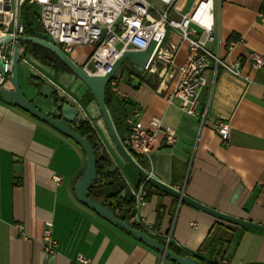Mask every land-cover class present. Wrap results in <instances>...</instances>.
<instances>
[{
  "label": "crops",
  "instance_id": "0c3cea01",
  "mask_svg": "<svg viewBox=\"0 0 264 264\" xmlns=\"http://www.w3.org/2000/svg\"><path fill=\"white\" fill-rule=\"evenodd\" d=\"M214 23V40L208 42V48L230 63L239 62L242 75L252 81L222 66L215 73L211 71L210 85L200 96V107L207 106L204 122L185 112L178 98L168 100L174 79L160 92L159 78L140 73H129L119 82L127 96L113 93L109 111L115 122V118L126 119L137 106L139 120L146 127L151 128V120L159 118L176 129L174 144H166L160 133L149 156L143 159L133 155L154 176L221 211L264 222V71L250 61L253 52L264 55V0H214ZM169 33L170 41L179 46L175 61L180 65L188 43L178 32ZM231 42H235L232 49ZM24 62L27 59L21 66ZM21 66L24 91L26 86L33 89V95L25 91L26 95L36 103L37 98L46 101L48 112L53 110V102L37 93L32 75L52 82L80 106L81 118L93 122L123 173L129 193L134 194L141 177L118 151L84 82L68 71L55 79L52 66L45 65L46 72L41 73L33 68L23 72ZM134 77L140 80L136 87L132 85ZM61 86L69 91L63 92ZM217 119L230 123L227 143L214 128ZM116 128L121 139H126L130 130L127 121ZM85 165L86 155L72 139L0 99V264H72L79 254L89 259L86 264H176L78 200L75 185ZM144 198L136 212L153 223L150 233L206 260L264 264V231L222 220L152 184ZM159 203L164 208L156 224ZM47 220L53 223L56 240V251L48 262L43 241ZM16 223L23 224L26 236ZM227 231L233 233L232 239L216 243Z\"/></svg>",
  "mask_w": 264,
  "mask_h": 264
},
{
  "label": "built area",
  "instance_id": "2783aa9c",
  "mask_svg": "<svg viewBox=\"0 0 264 264\" xmlns=\"http://www.w3.org/2000/svg\"><path fill=\"white\" fill-rule=\"evenodd\" d=\"M164 10L150 0H0V62H4L5 74L0 72V84L6 83L11 75L15 39L6 42L3 36L23 35L24 23L22 10L30 5L39 14L42 31L45 36L70 54L77 46H90V51L82 65L90 74L104 75L111 71L114 63L126 49H145L152 39L156 40L154 53L140 73L158 75V90L168 88V82L174 79V85L167 95L170 102L178 98L181 108L188 114L198 116L204 122L207 106L200 107L203 89L210 85V73L219 66L232 73L243 76L240 63H230L218 53L208 48L214 40V0H199L192 12L182 13L179 17L170 16L179 0H160ZM170 30L180 34L188 43V52L184 62L176 64L178 44L170 41ZM235 42H231L232 49ZM20 54H24V43H20ZM27 55V54H26ZM22 61V58H21ZM250 61L255 68L264 65V55L253 52ZM247 81L249 76H243ZM109 90L121 98L127 96L114 76L108 83ZM140 109L136 106L126 117L130 130L125 139L126 147L145 159L157 146L159 134H163L166 144L177 141L176 129L164 125L159 118L151 120L152 127H146L140 120ZM214 128L224 142L229 141L230 123L224 119L214 121ZM57 181L60 176H55ZM146 191L143 185L135 191L136 209L145 203ZM130 221L141 224L153 231V223L136 212ZM26 236L23 224L15 225ZM43 241L46 260L55 253L56 240L53 236V223L45 222ZM88 258L79 254L72 264H86Z\"/></svg>",
  "mask_w": 264,
  "mask_h": 264
},
{
  "label": "water",
  "instance_id": "95a60500",
  "mask_svg": "<svg viewBox=\"0 0 264 264\" xmlns=\"http://www.w3.org/2000/svg\"><path fill=\"white\" fill-rule=\"evenodd\" d=\"M3 39L6 42H11L15 39V44L12 70L11 75L9 76L12 86H6L5 83L0 84L1 99L11 105H14L24 110L25 112L31 114L39 120L47 123L62 134L72 139L81 147V149L86 155V165L84 170L78 177L75 185V195L80 202L89 206L102 217L112 222L116 226L120 227L125 232L145 242L146 244L160 252L163 257L172 260L176 264H203L198 258L194 256H181L177 254L168 246V242L163 243L157 237L150 234L146 230L136 228L132 224V221H130V219L128 220L121 217L118 214L120 212V209L116 208V206L105 204L102 199L93 198L89 195L91 187L103 186L104 184L111 182L112 179H108L106 181H98L97 156L95 153V149L92 146L88 135H81L76 129V126L79 125L80 122L84 121L81 118V108L76 102H74V100H72L68 96L61 94L58 88L52 82L46 80H44V83L40 87H38L37 93L44 99L53 102V110L51 112L44 111L41 107L38 106L34 99H31L26 95L23 86L20 82L19 74L21 66V54L19 50L20 43L30 41L46 46L47 48L55 52L70 67L72 72L84 82V84L93 93L100 107L101 113L105 120L110 136L113 142L115 143V146L117 147L118 151L123 156V158L138 172L141 179L149 182L160 190H163L164 192L175 196L180 201L188 203L205 212H208L222 220L243 227L264 231V222L255 221L249 218L238 217L227 212L221 211L215 208L214 206H210L193 198L189 194L185 193L183 188H177L157 178L150 171H148L139 161L136 160L131 151L126 147L124 141L119 136L117 128L106 103V92L108 88V83L115 76V73L126 59L131 61L137 67L138 72L141 73L149 63L154 53L156 40L152 39L148 46L142 50L126 49L118 58V60L114 63L111 71L104 75H96L90 74L84 68L82 63L78 64L69 55L62 51L58 46L43 37H39L37 35L23 34L17 36H5L3 37ZM4 66V62L1 61L0 72L5 74ZM30 80L34 85L37 84V81L32 80L31 78ZM139 83L140 80L137 77H134L132 79L133 86L136 87ZM55 92H57L62 97V99L58 100L56 103H54ZM97 142L100 143V140H98ZM105 149L106 146L100 144L101 153H104ZM141 185L142 184H137L136 190H138ZM126 195L127 191L123 190L121 192V197L125 198ZM121 210L123 212H130L131 207H122Z\"/></svg>",
  "mask_w": 264,
  "mask_h": 264
},
{
  "label": "trees",
  "instance_id": "16d2710c",
  "mask_svg": "<svg viewBox=\"0 0 264 264\" xmlns=\"http://www.w3.org/2000/svg\"><path fill=\"white\" fill-rule=\"evenodd\" d=\"M33 18L34 20H32ZM22 20L24 23V31L27 35H45L42 31V24L39 18V14L36 11H32L30 5H25L22 10ZM24 54H30L34 56L36 59L40 60L43 63L51 65L56 71L62 72H72L70 67L52 50L47 48L44 45L35 42H24ZM264 71V65L260 68ZM32 80L37 81L36 86L40 87L44 80H42L39 76L32 75L30 77ZM1 99V95H0ZM62 99V97L55 92L54 94V103L58 100ZM114 102L113 93L107 88L106 92V103L108 108L112 107ZM126 119L124 118H115V126H119L125 122ZM77 131L81 135H88L92 146L95 149V153L97 156V178L98 181H106L108 179H112L111 182L104 184L103 186H93L90 188L89 195L93 198L102 199L105 204H110L111 206H116V208L120 209L118 213L124 219H130L132 215L136 213V200L135 196L128 191L127 181L121 172L120 168L115 165L113 158L111 157L110 152L105 149L104 153L100 151V144H103L97 129L95 128L93 122L91 120H84L80 122L79 125L76 126ZM100 140V143L97 141ZM125 142V139H123ZM104 145V144H103ZM131 153L137 156L134 152ZM141 158V157H140ZM139 184H142L147 191V196L149 195V190L151 184L143 179H140ZM123 190L127 191V195L125 198L121 197V192ZM122 207H131L130 212H123L121 210ZM164 208L162 203H159L157 207V219L156 224H159L162 218V209ZM132 224L139 229H144L150 233L146 228H144L138 222L132 221ZM152 234V233H150ZM157 237L163 243L168 242V246L175 251L177 254L181 256L191 255L198 258L203 264H224L222 262L213 261V260H206L198 254L190 253L179 246H177L172 240H167L165 238L160 237L158 234H152ZM233 233L231 231H227L226 234L217 238L215 241L216 243H224L228 242L232 239Z\"/></svg>",
  "mask_w": 264,
  "mask_h": 264
},
{
  "label": "rangeland",
  "instance_id": "374dc122",
  "mask_svg": "<svg viewBox=\"0 0 264 264\" xmlns=\"http://www.w3.org/2000/svg\"><path fill=\"white\" fill-rule=\"evenodd\" d=\"M150 1L154 5L159 7L161 10H164L165 7L163 6V4L161 3L160 0H150ZM198 1L199 0H179V2L176 5V8L170 12V16L179 17L178 12H183V13L187 12V11L192 12L193 9L195 8L196 4L198 3ZM31 19L34 20L33 18H31ZM5 36H13V35L8 33V34L4 35L3 37H5ZM37 36H39V35H37ZM39 37H43V38L47 39L48 41H50V42L54 43L56 46H58L62 51H64V49L61 48V46L58 43H55L51 39L47 38L45 35L39 36ZM89 51H90V46H77L74 48V50L70 54H68L66 51H64V52L67 55H69L73 60H75L78 64H81V63H83L82 61H83L84 57H86V55L89 53ZM21 58H22V60L27 59V62H26L27 65L30 68H33L34 72H37V73L46 72L45 68H44L45 65L51 66L49 64L41 62L40 60H38L40 62V63H38V61H35L32 57L30 58V56H27L26 54H23V56H21ZM62 73H63L62 71H56V73H55L56 78L55 77L54 78L57 79V75H61ZM129 73L137 74L139 72H138L137 67L131 61L126 59V60H124V62L121 64V66L119 67V69L115 73V76L117 77V79L120 82L121 80L122 81L125 80L127 77V74H129ZM121 75L123 77H121V79H120ZM155 77L160 78L158 75H155ZM7 83L11 84V80L8 79V81L5 84H7ZM61 87L64 89L63 92L67 93L69 91L68 88H66V87L64 88L63 86H61Z\"/></svg>",
  "mask_w": 264,
  "mask_h": 264
},
{
  "label": "bare ground",
  "instance_id": "6f19581e",
  "mask_svg": "<svg viewBox=\"0 0 264 264\" xmlns=\"http://www.w3.org/2000/svg\"><path fill=\"white\" fill-rule=\"evenodd\" d=\"M21 69L23 72H27L28 70H30L31 68L27 65L26 62H24L21 66ZM26 93L31 96L33 95V89H31L30 86H26ZM37 104L39 107H41L43 110L45 111H49L50 110V107L47 105V102L42 100V98H37Z\"/></svg>",
  "mask_w": 264,
  "mask_h": 264
}]
</instances>
